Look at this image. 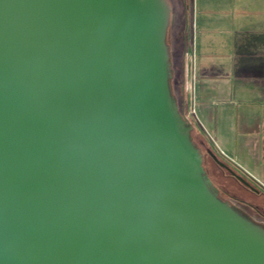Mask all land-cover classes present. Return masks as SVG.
<instances>
[{"label": "water", "instance_id": "1", "mask_svg": "<svg viewBox=\"0 0 264 264\" xmlns=\"http://www.w3.org/2000/svg\"><path fill=\"white\" fill-rule=\"evenodd\" d=\"M171 13L0 0V264H264L172 94Z\"/></svg>", "mask_w": 264, "mask_h": 264}, {"label": "crops", "instance_id": "2", "mask_svg": "<svg viewBox=\"0 0 264 264\" xmlns=\"http://www.w3.org/2000/svg\"><path fill=\"white\" fill-rule=\"evenodd\" d=\"M187 39L196 130L264 189V0H190Z\"/></svg>", "mask_w": 264, "mask_h": 264}, {"label": "rangeland", "instance_id": "3", "mask_svg": "<svg viewBox=\"0 0 264 264\" xmlns=\"http://www.w3.org/2000/svg\"><path fill=\"white\" fill-rule=\"evenodd\" d=\"M169 2L172 8L168 38L170 41V50L172 55L173 68H174L173 87L175 90V95L178 98H180L181 97L180 82L182 80L181 78H182V63H183L182 58L186 52V49L184 52L185 45L183 43V35L185 36L186 34L187 36L190 0H169ZM187 45H188V39H187L186 48ZM178 104L180 106V110L184 113L187 108V105H183L181 101H179ZM198 143L199 146L203 147V144H201L199 141ZM215 154L221 161L229 164L230 166L234 167L236 170H239L237 167H235L232 163H230L228 160L223 158L217 152ZM204 166L207 170V173L210 174L209 176L211 177V179L214 182L216 181L215 182L216 184L237 194L243 192V195L246 196L248 200L258 202L261 204L262 207H264V197L258 196L256 193L252 191L244 190V188L240 185L237 179L231 177L226 169L216 165V163L212 161L208 156H204Z\"/></svg>", "mask_w": 264, "mask_h": 264}, {"label": "flooded vegetation", "instance_id": "4", "mask_svg": "<svg viewBox=\"0 0 264 264\" xmlns=\"http://www.w3.org/2000/svg\"><path fill=\"white\" fill-rule=\"evenodd\" d=\"M227 165L229 166V169L223 166L222 167L229 172L231 177L237 179V181L244 188V190L252 191L256 193L258 196L264 197V189L258 183H256L251 177H249L247 174L243 173L242 171L236 170L234 167L230 166L229 164ZM207 175L209 176L210 174L207 173ZM237 175H240L243 178H245L250 183L251 186L246 185L245 183L240 181L237 178ZM215 182L212 180L213 187L215 188L219 197L222 200L228 202L230 205L235 207L242 215H244L245 217L249 218L256 224L264 228V207H262L260 203L252 200H248V198L243 195V192L239 194L235 192H231L225 189L224 187L216 184Z\"/></svg>", "mask_w": 264, "mask_h": 264}, {"label": "trees", "instance_id": "5", "mask_svg": "<svg viewBox=\"0 0 264 264\" xmlns=\"http://www.w3.org/2000/svg\"><path fill=\"white\" fill-rule=\"evenodd\" d=\"M169 27H170V25H169ZM183 33H184V31H183ZM168 35H169V28H168V34H167V44H168V47H169V54H170V85H171V89H172V94H173V96L175 97V99L177 100L178 103H179V101H181L183 103V105H185V78H186L185 59H184L185 55H183V58H182L183 59V63H182V78H181L182 80L180 82V84H181L180 85L181 97L178 98L175 95V90H174V87H173L174 68H173L172 55H171V50H170V41H169ZM183 43L185 45V48H184V52H185L186 44H187V36H186V34H185V36L183 35ZM179 108H180V106H179ZM192 139H193L194 143L200 148V150L202 151L204 156H208L212 161H214L216 163V165H218L219 167H222L211 156L210 153L213 152L212 148L208 147L206 145V143L204 142V140H202V138L200 137L198 131L196 130V127H194V129L192 131ZM198 141L201 144H203V147L199 146Z\"/></svg>", "mask_w": 264, "mask_h": 264}, {"label": "built area", "instance_id": "6", "mask_svg": "<svg viewBox=\"0 0 264 264\" xmlns=\"http://www.w3.org/2000/svg\"><path fill=\"white\" fill-rule=\"evenodd\" d=\"M191 91H192V87H191ZM184 114L187 117V119L194 124L195 117H196V112H195V109H194V105L193 106H191V105L187 106Z\"/></svg>", "mask_w": 264, "mask_h": 264}]
</instances>
